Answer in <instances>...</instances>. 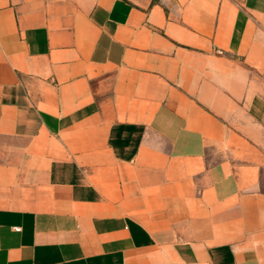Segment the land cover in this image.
<instances>
[{
  "label": "crops",
  "instance_id": "crops-1",
  "mask_svg": "<svg viewBox=\"0 0 264 264\" xmlns=\"http://www.w3.org/2000/svg\"><path fill=\"white\" fill-rule=\"evenodd\" d=\"M0 264H264V0H0Z\"/></svg>",
  "mask_w": 264,
  "mask_h": 264
},
{
  "label": "built area",
  "instance_id": "built-area-1",
  "mask_svg": "<svg viewBox=\"0 0 264 264\" xmlns=\"http://www.w3.org/2000/svg\"><path fill=\"white\" fill-rule=\"evenodd\" d=\"M13 230L17 231L18 230V227H13Z\"/></svg>",
  "mask_w": 264,
  "mask_h": 264
}]
</instances>
